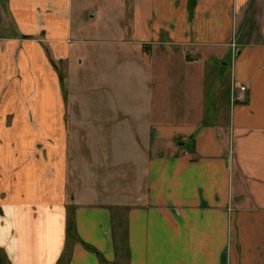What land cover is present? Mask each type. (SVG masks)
<instances>
[{"label": "crops", "instance_id": "1", "mask_svg": "<svg viewBox=\"0 0 264 264\" xmlns=\"http://www.w3.org/2000/svg\"><path fill=\"white\" fill-rule=\"evenodd\" d=\"M4 21L13 28L0 35V250L9 264H58L71 205L68 264H264V0H2ZM94 25L114 35H83ZM100 42L119 46L106 70V55L73 47ZM211 58L228 65L240 99L227 120L196 126L177 106L202 97ZM89 67L93 85L140 75L146 131L118 189L96 173L82 194V174L68 187L60 85L85 81ZM181 85L197 88L181 98ZM72 105L80 122L86 110Z\"/></svg>", "mask_w": 264, "mask_h": 264}, {"label": "rangeland", "instance_id": "2", "mask_svg": "<svg viewBox=\"0 0 264 264\" xmlns=\"http://www.w3.org/2000/svg\"><path fill=\"white\" fill-rule=\"evenodd\" d=\"M1 2L2 0H0V3ZM98 4H100V2ZM95 28L98 31L99 38H110L112 33L109 34L110 31L107 28H104V26L98 27V25L92 29L84 30L85 32H83V35H87L88 37L90 35L93 36L97 33ZM0 29V35L4 37L8 36L13 31L11 25L6 21H4ZM113 35L114 34H112V36ZM233 44L236 43L233 42ZM73 47L76 51L81 53L82 51H90V53L95 56V59L97 53L106 55L102 63L105 70L109 62L107 57L116 56L115 51L119 50V46L107 42L88 43L85 45H80L78 43L74 44ZM172 49L179 52L176 47ZM156 50L158 52V48H156ZM160 50L164 49L160 47ZM200 54L191 57L190 60H200L202 58ZM231 56H227L226 60L229 61ZM117 57L122 60V56ZM174 58L179 60V57ZM173 60L172 58V61ZM73 65H77V63L74 61ZM91 69L92 67L87 69L82 68L80 77H84L85 81H80V83H76L78 81H71L70 84L69 81H67V85H60V92L66 104V124L68 130L67 154L69 166L68 187L74 192L76 182L75 174H82L84 185L78 187L79 192L82 194L86 189L84 186L91 174L96 175V173L100 175L102 183L105 184V189H109L110 191L118 189L121 186V179L119 178L123 176L124 172L129 171L131 175L133 174L132 166L122 163L127 160L131 162L135 161V159L139 157V143L144 140L146 131V119L145 115H143L147 109V106L144 105L146 85H140V75L130 74V72L127 74L123 73V75H125V85H93ZM227 69L228 65L222 66V62L216 61L215 58H211L210 63L206 62L204 66L205 81L204 85H202V97L201 95L199 98L195 97L194 107L187 105L185 107L184 103H186V101H182V106H177L179 112L190 116L191 114L188 112L191 111L192 115L196 118V121H188L187 123H192L196 126L201 124L216 125L220 123V121L228 119L231 106L235 104L236 100L233 96L234 84L231 83L227 75ZM186 74L188 75V73ZM109 77L110 76H106L104 80L107 81L110 79ZM61 81L64 83V78H62ZM132 81L135 83L127 85ZM153 87L155 92L156 85H153ZM195 87L197 88L196 85H181L179 86L178 92L176 91L177 93L175 94H178L182 98L183 94L185 97V94L187 95L186 92L190 91L192 96ZM185 100H188V98H185ZM74 101L80 104L81 110H86L82 113L80 122L77 123H74V121L71 122L73 112H79L80 117L82 111L80 112L77 106L73 107L72 103H74ZM164 102H166V100H164ZM154 109L155 107H153V110ZM118 110L122 113H118ZM164 110L169 111L170 106L164 107ZM129 111L132 115L130 117H124L126 113H130ZM75 124H77L81 130H78ZM181 124L186 123L181 122ZM5 126L8 127L9 124L6 122ZM138 134L140 136L139 138L137 136ZM75 135H77L76 138L74 137ZM112 135L113 139H111ZM92 159L94 163L89 165ZM105 166L112 167V169H105ZM108 181L110 182L109 188H107ZM105 189L104 193L108 191ZM74 207V205L68 206V216L71 222L74 218ZM0 264H9L8 258L2 250H0Z\"/></svg>", "mask_w": 264, "mask_h": 264}, {"label": "trees", "instance_id": "3", "mask_svg": "<svg viewBox=\"0 0 264 264\" xmlns=\"http://www.w3.org/2000/svg\"><path fill=\"white\" fill-rule=\"evenodd\" d=\"M74 233H75V229H74V221H70V217L68 218V226H67V239H66V246H65V250L63 252V255L61 257V259L59 260L58 264H68L70 257H71V251H72V243L74 240Z\"/></svg>", "mask_w": 264, "mask_h": 264}, {"label": "built area", "instance_id": "4", "mask_svg": "<svg viewBox=\"0 0 264 264\" xmlns=\"http://www.w3.org/2000/svg\"><path fill=\"white\" fill-rule=\"evenodd\" d=\"M236 48H237L236 47V44H232V51L234 53V56L236 55V51H237ZM239 90H240L241 93H244V92H246V87H240ZM236 91H237L236 89L233 90V96H234V99L236 100V102H238V100L240 99V97L237 96Z\"/></svg>", "mask_w": 264, "mask_h": 264}]
</instances>
